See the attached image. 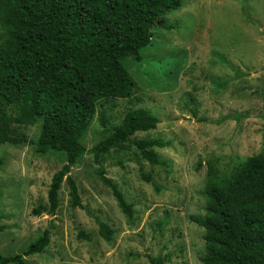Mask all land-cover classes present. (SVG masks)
<instances>
[{
	"label": "rangeland",
	"instance_id": "rangeland-1",
	"mask_svg": "<svg viewBox=\"0 0 264 264\" xmlns=\"http://www.w3.org/2000/svg\"><path fill=\"white\" fill-rule=\"evenodd\" d=\"M163 21L171 28L152 29L151 44L140 52L143 63L123 60L136 83L132 97L98 107L83 137L87 150L103 138L101 112L107 127L118 125L130 109L158 119L155 130L133 139L167 142L155 149L162 165L150 166L132 150L111 151L101 161L106 177L133 207L132 219L96 177L99 166L91 155L70 171L82 209L69 206L63 183L55 214L33 215L47 206L51 178L65 164L64 156H39L31 145L5 147L0 149L2 255L23 256L47 230L48 246L40 255L24 256L25 264H151L158 256L163 264H201L204 232L192 217L204 215L206 164L228 177L262 146L264 0H184ZM12 129L30 140L39 134L38 125ZM92 217L113 230V241L99 236Z\"/></svg>",
	"mask_w": 264,
	"mask_h": 264
},
{
	"label": "trees",
	"instance_id": "trees-1",
	"mask_svg": "<svg viewBox=\"0 0 264 264\" xmlns=\"http://www.w3.org/2000/svg\"><path fill=\"white\" fill-rule=\"evenodd\" d=\"M183 1L0 0V149L31 145L39 156L55 153L65 159L51 178L47 206L34 209L33 215L55 214L63 183L69 206L82 209L70 171L91 155L99 166L96 177L110 189L124 217L132 219L133 207L106 177L101 161L111 151L132 150L140 161L162 165L155 149L167 147V142L133 139L136 133L155 130L158 119L147 110L130 109L118 125L107 127L101 112L103 138L87 150L83 137L98 107L132 97L136 83L123 60L143 63L140 52L151 44L152 29H170L163 16L179 10ZM13 125H38L39 134L34 140L15 135ZM3 164L0 155V168ZM206 165L204 215L192 217L204 232L201 264H264V135L260 151L230 176L218 175L210 162ZM3 196L0 185V221ZM92 218L99 236L113 241V230ZM78 236L88 239L81 232ZM48 243L49 232L44 230L23 256L0 253V264H25L24 256L42 254ZM149 261L163 264L159 256Z\"/></svg>",
	"mask_w": 264,
	"mask_h": 264
}]
</instances>
